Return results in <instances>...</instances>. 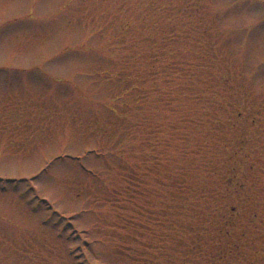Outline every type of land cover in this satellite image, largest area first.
Masks as SVG:
<instances>
[{
    "label": "rangeland",
    "instance_id": "374dc122",
    "mask_svg": "<svg viewBox=\"0 0 264 264\" xmlns=\"http://www.w3.org/2000/svg\"><path fill=\"white\" fill-rule=\"evenodd\" d=\"M235 3L0 0V72L73 53L55 94L0 91V264H264V46L232 38L264 14Z\"/></svg>",
    "mask_w": 264,
    "mask_h": 264
},
{
    "label": "snow or ice",
    "instance_id": "6c2138e0",
    "mask_svg": "<svg viewBox=\"0 0 264 264\" xmlns=\"http://www.w3.org/2000/svg\"><path fill=\"white\" fill-rule=\"evenodd\" d=\"M72 0H69V4ZM49 0H37L39 7H46ZM241 15L247 14L248 16H255L257 13L264 14V0H237V3L231 5ZM259 26V27H258ZM6 38V33L0 36V39ZM232 38L238 45L243 41L248 45H254L259 43L264 46V17L258 20L255 24L246 27L242 30H233ZM73 53L67 51L57 57L50 60L49 65L46 69H37V71L43 72L44 79H36L31 75L23 78L12 77L7 72H0V91L9 90L17 91L21 93H30L33 90H41L48 92L49 94H55L59 85L64 84V81H56L55 77L47 71V68H51L53 71L63 66L72 58Z\"/></svg>",
    "mask_w": 264,
    "mask_h": 264
},
{
    "label": "trees",
    "instance_id": "16d2710c",
    "mask_svg": "<svg viewBox=\"0 0 264 264\" xmlns=\"http://www.w3.org/2000/svg\"><path fill=\"white\" fill-rule=\"evenodd\" d=\"M121 15H122V13H120ZM127 17L124 15V13H123V16H122V20L119 18V20L116 22V24L114 25V26H116L115 27V29H114V31H115V33H118V34H120L121 32H125L126 33V30H129V28H130V22L129 21H127V19H126ZM117 38V37H116ZM126 41V40H125ZM165 45H163V42H158V43H156V42H154V47L153 48H151L150 49V52L151 53H155L156 55H161L162 54V51H165ZM173 53H175V51L173 52ZM170 59H171V57H170ZM170 59H167L166 60V64L167 65H169V66H173V65H175L176 63H175V59L176 58H173L174 60H173V62H170L169 60ZM171 69V68H170ZM169 69V70H170ZM182 183H184V182H182Z\"/></svg>",
    "mask_w": 264,
    "mask_h": 264
}]
</instances>
